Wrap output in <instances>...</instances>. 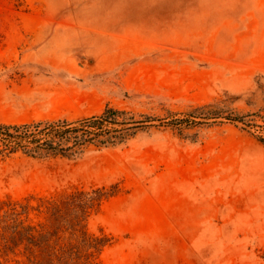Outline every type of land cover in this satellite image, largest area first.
Returning a JSON list of instances; mask_svg holds the SVG:
<instances>
[{"label": "rangeland", "instance_id": "1", "mask_svg": "<svg viewBox=\"0 0 264 264\" xmlns=\"http://www.w3.org/2000/svg\"><path fill=\"white\" fill-rule=\"evenodd\" d=\"M107 107L154 121L75 159L0 154V248L31 227L104 240L91 264H264V0H0V125Z\"/></svg>", "mask_w": 264, "mask_h": 264}, {"label": "trees", "instance_id": "2", "mask_svg": "<svg viewBox=\"0 0 264 264\" xmlns=\"http://www.w3.org/2000/svg\"><path fill=\"white\" fill-rule=\"evenodd\" d=\"M208 107L197 109L189 115L195 120L193 125L206 124L219 117ZM202 120L199 122L196 120ZM228 120L244 122L238 115H228ZM154 119L146 117L137 121L133 115L122 110L107 107L102 114L75 122L66 120L57 122H40L25 125H0V154L22 151L32 158L61 156L75 159L86 149L97 147H114L125 143L137 132L148 127ZM173 124L186 120H175ZM264 144V138L260 139ZM84 211V210H83ZM73 225L71 230L78 232ZM54 234L36 233L34 228H15L8 241L0 248V253H13L16 248L24 246L28 264H91L92 258L105 247V241L80 232L75 243L61 245L51 241Z\"/></svg>", "mask_w": 264, "mask_h": 264}]
</instances>
